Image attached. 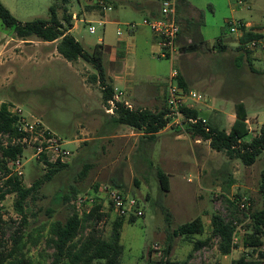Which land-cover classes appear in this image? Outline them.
I'll list each match as a JSON object with an SVG mask.
<instances>
[{
    "label": "rangeland",
    "instance_id": "1",
    "mask_svg": "<svg viewBox=\"0 0 264 264\" xmlns=\"http://www.w3.org/2000/svg\"><path fill=\"white\" fill-rule=\"evenodd\" d=\"M126 1L0 0L20 22L47 19L52 5L58 19L62 20L66 9V13L72 14L70 33L86 51H92L96 44H114L119 38L134 35L128 34L125 22L135 18L137 28L145 31L146 42L137 41L136 47L126 48L124 59L117 62L116 70H121L128 82L114 80L111 84L124 91L119 101H130L132 108H150L145 105L148 96L167 94L170 70L180 68L181 62L178 54L171 60L158 56L160 49L153 32L141 26L142 15ZM192 2L202 10L200 33L211 48L215 45L211 53L207 52L210 56L201 50L188 51L191 54L186 55L193 63L184 68L188 77L187 89L202 95L201 100L194 103V109L201 116L211 117L218 127L228 129L234 115V103L243 102L250 130L243 138L247 141L264 125V58L235 64L238 49L229 22L242 18L264 27V0ZM89 25L94 26L92 34L88 32ZM117 29L121 34L117 35ZM27 40L21 41L12 28L0 21V104L20 106L25 116L38 119L65 141L72 155L67 162L70 166L42 184L36 199L28 202L25 222L13 209V194H7L0 202V243L9 247L13 235L24 233L30 238L26 254L47 263L52 252V247L46 243L48 223L53 219L64 220L69 213L68 205H76L79 197L89 196H94L106 215L85 222L80 234L86 235L94 228L106 237L110 221L116 215L109 210L98 190L103 185H110L136 198L143 212L136 221L123 223L120 231L122 264H147L148 259L158 261L161 258L167 260V264L184 260H187L186 264H231L232 259L244 253L242 235L251 229L247 213L264 208V192L259 188L264 150L251 165H245L239 159L212 149L208 140L195 142L196 137L189 134L177 132L181 134L177 143L170 138L164 146L162 136L153 142L143 140L139 131L126 125L113 126L107 122L104 127L101 123L109 114L104 110L100 85L91 80L93 66L82 58L71 62L65 60L53 43L45 45L37 37ZM217 40L220 45L227 46L225 50H220ZM103 63L107 67L106 55H103ZM160 97L157 103L161 102ZM215 109L220 111L214 114ZM166 132L169 134L170 130ZM4 141L9 139L0 134V145ZM22 153L21 178L25 185H30L45 172L46 165L31 158L30 148L25 147ZM166 153L173 159H165ZM83 163L89 164V168L86 175L79 178ZM157 167L168 173V191L159 188ZM3 174L4 170L0 168V185ZM70 185L77 189L76 195L68 202L58 199ZM242 201L247 202L246 208L239 207ZM86 207L87 202L79 204L82 212ZM213 212L234 220L237 225L236 246L225 256L217 248L216 237L199 249H193L195 240L209 236ZM196 216L203 219L202 234L193 235L191 240L171 235L174 228ZM168 242L171 248L165 255L163 250ZM262 242L260 248L264 249V235ZM258 248L252 250L253 254Z\"/></svg>",
    "mask_w": 264,
    "mask_h": 264
},
{
    "label": "trees",
    "instance_id": "2",
    "mask_svg": "<svg viewBox=\"0 0 264 264\" xmlns=\"http://www.w3.org/2000/svg\"><path fill=\"white\" fill-rule=\"evenodd\" d=\"M67 2V0H62ZM97 5V3H96ZM98 6V5H97ZM63 19H58L53 5L50 7V16L47 19H34L25 22L18 21L9 10L0 2V21L1 23L13 29L15 35L27 40L30 37H37L42 41H56V51L67 61H75L82 58L90 63L94 68L91 80L98 83L101 87L102 102L108 105V101L114 97V87L106 74L103 63V49L100 44H96L92 51H86L81 43L77 41L70 33L72 28L71 15L64 10ZM252 29V28H251ZM256 36L249 29H245L238 38L240 42L246 41ZM197 44L190 45L191 49L197 48ZM223 47V45H221ZM224 48V47H223ZM239 49V46H237ZM178 82L187 89L186 83L178 75ZM8 103L0 104V133H8L11 136L17 135L15 127V117L8 110ZM186 116L198 117L196 109H183ZM166 108L152 111L147 108H129L123 101H114L113 113L110 120L114 126L126 125L136 131L142 132L145 139L153 141L156 133L167 124L165 117ZM247 111L243 102L234 103V119L229 128H220L206 122V128L199 122L189 123L186 130L191 137H200L202 140H208L209 145L216 151L224 152L227 157L239 159L245 165H251L256 157L264 150V125L259 132L245 141L243 138L249 134L250 130L247 123ZM22 153L20 144L0 146V168L4 170L3 183L0 185V202L4 200L7 194H13V209L19 213L25 222V209L29 201L36 199L39 188L42 184L51 181L54 176L67 169L68 163H46V170L42 175L33 179L30 185H25L20 176L8 175L7 160L16 157ZM89 168V164L83 163L82 169L78 172V177L83 178ZM156 178L159 182V188L162 191H168V175L159 167L156 168ZM116 186L121 187L119 183L114 182ZM96 188V186H95ZM260 191L264 192V168L260 173ZM77 189L70 185L65 194H60L58 199L68 202L76 195ZM98 198V197H97ZM96 198V199H97ZM239 199V198H238ZM69 213L64 220L53 219L48 223L47 245L52 247L50 260L46 263L43 259L34 260L26 254V246L30 238L24 233H17L11 237V245L8 247L0 243L3 249H0V264H122L121 256L123 245L120 242V231L123 223H132L136 221L135 216H115L110 221V230L106 237H103L96 229L92 228L86 235H81V229L84 223L90 219H101L106 213L100 212V203L95 202L89 213L79 215L74 205H68ZM51 215V211L47 210ZM250 231L244 233L242 245L251 247H261L262 236L264 235V208L249 211ZM167 216H169L167 214ZM1 220V219H0ZM210 234L204 239H197L193 243V249H199L208 244L211 238L218 239L217 248L222 255L231 253L235 243H233V233L236 224L232 219L223 218L218 212L210 215ZM204 232V222L200 216L178 225L172 230L173 237L182 236L192 239L195 234ZM171 243L168 242L163 254H168ZM262 257L264 252H258V256L250 253H242L237 258L231 260V264H263ZM187 260L174 262L173 264H186ZM167 260L154 261L148 259L147 264H167Z\"/></svg>",
    "mask_w": 264,
    "mask_h": 264
},
{
    "label": "built area",
    "instance_id": "3",
    "mask_svg": "<svg viewBox=\"0 0 264 264\" xmlns=\"http://www.w3.org/2000/svg\"><path fill=\"white\" fill-rule=\"evenodd\" d=\"M177 0H159V12L156 17H145L140 21L141 25L147 26L156 37H158L159 54L161 58L172 59L175 54H178L177 36L179 33V24L176 14ZM231 32L240 37L245 29H249L256 36L240 42L239 46L245 51H260L264 53V27H250L242 21L229 22ZM126 28L128 31L134 30L138 23L134 21L126 22ZM252 28V29H251ZM94 26H88V32L94 33ZM117 34H121V31L117 29ZM174 80V82H172ZM202 95L191 89H185L178 82V72L175 69L170 70L169 81L167 88V107L165 117L167 118L166 126L173 128L184 135H188L186 126L196 124L199 122L205 127L207 120L202 117L186 116L184 108L194 109V103L201 100ZM119 101L118 94L115 95L112 100L108 101L109 106L105 107L106 113H113L114 101ZM124 104L131 108L129 103ZM8 112L15 117V127L17 130L16 136H11L8 133H0L9 139L4 141L0 146L7 147L9 145L20 144L22 150L25 147L30 148L31 158L40 161L41 163H67L72 155V151L66 147L65 141L57 137L48 127H46L41 121L36 118H28L22 112L20 106L11 105L7 107ZM248 122V121H247ZM249 127V125H248ZM206 128V127H205ZM207 129V128H206ZM201 138L196 137L195 142H200ZM22 159L23 153L17 155L14 158L7 160L8 175L22 176ZM100 196L104 198L105 204L109 210L116 216H135L139 217L143 215L141 208L138 207L136 198L124 194L120 188L110 185H103L98 190ZM87 202V207L82 212L79 208V204ZM95 203L94 196L88 198H78V201L74 205L75 210L79 215L83 213H89ZM247 202L242 201L239 207L246 208ZM101 211V208L99 210ZM237 227V225H236ZM233 243L236 244L238 236L237 229L233 233Z\"/></svg>",
    "mask_w": 264,
    "mask_h": 264
},
{
    "label": "crops",
    "instance_id": "4",
    "mask_svg": "<svg viewBox=\"0 0 264 264\" xmlns=\"http://www.w3.org/2000/svg\"><path fill=\"white\" fill-rule=\"evenodd\" d=\"M126 3L134 11H136L138 14L142 15L141 16L142 18L156 17L160 14V12H159V0H127ZM201 13H202V10L200 9V7L196 3L192 2V0H177L176 14H177V21H178L179 28H180L178 36H177V46H178V49L181 50V52H179L177 56H178V59H180L181 65H180V68H177L176 70L178 72V75L180 76V78L183 79V81L186 83V85L188 83V77H187V74H186L184 68L186 66H189L190 65L189 63H191L189 61L192 60L190 57L187 58V56H186L187 54H191V52L189 53L188 51H194L192 53H195V52H198L201 50L203 52V54L209 55V53H211V51H213L214 50L213 48L215 47V45H214L211 48L207 44V41L204 38L203 34L200 33L201 28L199 27V23L201 21ZM239 20L244 22L245 24L249 25L250 27H258V26L253 25L249 21L243 20L242 18H239ZM130 21H135V18H130L126 22H130ZM141 26H143V28H148L147 26H144V25H141ZM70 30H71V28H70ZM116 33H117V31H116ZM128 34H134V35H131V36L128 35L125 38H119L114 44L102 45L103 55L107 56V67L105 66V68L107 70L108 77L111 79L112 82L114 80L119 81V82H122L125 80L126 82H128V80L125 79L124 74L121 72V70H116V65L118 66L117 62L124 59V54H125L126 48L136 47L137 41L138 42L139 41L140 42L141 41L146 42L145 31L141 28L138 29L136 27L134 30H130ZM153 35H154V33H153ZM154 37H155L157 44H158V37H156L155 35H154ZM235 38H236V41H235V48H236L237 46H239V44H238V41H239L238 38L239 37L237 34H235ZM21 41H24V40L21 39ZM26 41H28V40H26ZM219 41L220 40H217V43ZM41 42L45 45L53 43L56 46V41H53V42L41 41ZM194 43H196L198 46H197V48L191 49L190 45H192ZM218 45H219L218 47L220 48V50H225V48L227 47L225 44L223 45L224 48L219 43H218ZM207 52H209V53H207ZM262 58H264V53H262L260 51H245L239 46L237 53H235V64L238 65L240 62L250 63V61L253 59H262ZM123 64H124L123 67H125L126 64L125 63H123ZM191 64H193V63H191ZM251 72H253V71H251ZM113 87H114L115 95H117L115 91H118L119 97L124 94V91L121 92L116 88V86H113ZM158 97H160V96H158V95H152V96L149 95L148 96V101L145 102L146 103L145 105H150V108L141 107V106H139V107L147 108V109H150L152 111H156V110L166 108L167 107V101H166L167 100V94L165 93L162 97H160L161 98L160 103H157ZM122 101L129 103L130 107L132 108L133 104H131L130 101L125 100V99L124 100L122 99ZM108 106H109V104L104 105V107H108ZM216 111L219 112L220 109H215L214 114H216ZM108 114L109 115L104 116V121L101 123L102 126H104V127L107 124V122H109L110 125H113V123L110 120L111 114L110 113H108ZM198 116L205 118V119L207 118L208 123H210L211 125L217 126L211 121V117L201 116L199 111H198ZM247 118H248V114H247ZM233 119H234V115H232V119L230 121V124L232 123ZM247 121H248V119H247ZM230 124H229V126H230ZM168 129L170 130L169 134L166 132ZM174 132H175V134L171 135V133H174ZM177 132H179V131H176L174 129L171 130L168 126H165L156 133V138L153 140V142H155L159 136H162V143L163 144L165 143L164 146H166V144H167L166 139L169 140L170 138L172 139L173 142L177 143V140H179V138L181 137V134H179V133L177 134ZM139 134L141 135V138L143 140H148L142 136V132H139ZM163 138H165L164 142H163ZM168 143L171 144L170 142H168ZM169 152H171V151H169ZM164 158L168 159V160L173 159L168 153L165 154ZM166 174H168V173H166ZM243 236H244V234L242 235V237ZM243 248H244L243 249L244 253H250L252 251L251 247H244L243 246ZM249 249H251V251H248ZM258 252H264V249L259 247L258 251L255 254H253V256L257 257ZM261 259H262L263 264H264V257H262Z\"/></svg>",
    "mask_w": 264,
    "mask_h": 264
}]
</instances>
